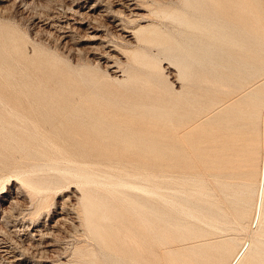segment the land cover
I'll return each mask as SVG.
<instances>
[{"label": "rangeland", "instance_id": "rangeland-1", "mask_svg": "<svg viewBox=\"0 0 264 264\" xmlns=\"http://www.w3.org/2000/svg\"><path fill=\"white\" fill-rule=\"evenodd\" d=\"M94 3L97 14L109 12L88 19L98 18L97 28H67L74 12ZM187 4L0 0V264H103V230H165L176 238L148 264H172L169 250L242 243L251 234L244 215L251 205L241 192L245 181L258 183L260 124L245 95L264 87V75L246 81L232 67L220 82L179 72L166 47L180 39V25L164 14ZM149 25L156 32L138 31ZM97 116L114 134L93 130ZM127 138L134 142L126 147ZM158 169L162 176L152 177ZM151 182L182 199L175 226L158 221V228L151 217L144 225L133 209L136 187ZM197 229L203 236L188 235ZM255 233L264 238V228Z\"/></svg>", "mask_w": 264, "mask_h": 264}, {"label": "bare ground", "instance_id": "bare-ground-1", "mask_svg": "<svg viewBox=\"0 0 264 264\" xmlns=\"http://www.w3.org/2000/svg\"><path fill=\"white\" fill-rule=\"evenodd\" d=\"M183 1L185 2V0ZM187 3L188 6L180 9L177 14H164L180 25V39L175 45L166 47L172 52L170 55L176 60L179 72L185 75H189L191 71L196 75L203 72L214 75L220 82L226 79L223 76L225 71L231 70L232 67L237 68L238 76L246 79V81L255 77V75H264V5L261 4L260 0H187ZM97 6L94 3L86 12L82 10L74 12L73 17L70 18L74 23L69 22V20L66 23L67 28H72V30L97 28L92 24L102 16H109L108 10H104L105 12L100 10L97 14ZM91 17L98 18L92 24H88L87 22ZM111 23L113 27L119 26L114 22ZM105 24L111 26V24L108 25L109 23ZM63 27L65 28V25ZM66 29L67 32L68 29ZM156 29L155 25H149L140 28L138 31L156 32ZM240 51L242 54L238 57L235 53H240ZM251 66L252 74L245 75L248 67ZM138 80L140 79L133 77L132 83ZM245 97L253 102L255 108L258 109L260 124L258 183L253 185L249 181H245L242 190L245 192H241L245 194V201L251 205L250 211L244 214L246 217L249 214L247 231L251 234H248V237L242 243H239L235 238H225L220 241L206 240L197 244L196 247L169 250L165 257L172 264H244L250 256L255 257L264 253V238L255 233L264 228V189L261 192L262 182L264 181V87L248 92ZM85 112L90 119L96 117V114L92 111L85 110ZM97 118L99 120L101 118V123L92 127L94 131L98 133L99 130H103V132L107 131L114 134V130L105 127L107 124L106 119L104 120L102 116H97ZM130 141L134 142V140L127 138L121 144L127 147L132 144ZM44 167L45 164H41L38 169L42 170ZM161 171L160 169L156 170L152 177L160 178L162 176ZM136 189L140 194L132 196V207L134 210H140V213L144 215L141 218L142 224L147 225L149 217L152 218V225L156 224L158 228L160 227L158 221L166 223L168 228L177 224L175 215L179 214V211L183 213L184 208L181 204V198L167 196L155 182L136 187ZM165 232V230H103L100 232L102 247L100 248L99 258L101 262H104L103 264H148L149 256L160 258L159 248L162 243L175 242L176 238L165 234ZM188 232L190 237L203 236L201 230L198 229L188 230ZM2 239L0 238V244ZM225 250L227 253L222 257ZM126 254L127 256H125ZM260 262L264 264V256L260 258Z\"/></svg>", "mask_w": 264, "mask_h": 264}, {"label": "water", "instance_id": "water-1", "mask_svg": "<svg viewBox=\"0 0 264 264\" xmlns=\"http://www.w3.org/2000/svg\"><path fill=\"white\" fill-rule=\"evenodd\" d=\"M263 179H264V164H263ZM264 189V181L262 182L261 192H263ZM261 195H260V203H261ZM259 211V210H258Z\"/></svg>", "mask_w": 264, "mask_h": 264}]
</instances>
